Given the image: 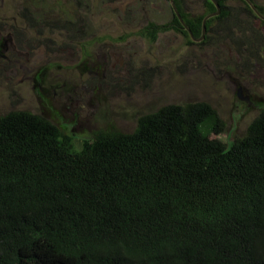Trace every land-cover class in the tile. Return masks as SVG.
<instances>
[{"label": "trees", "instance_id": "trees-1", "mask_svg": "<svg viewBox=\"0 0 264 264\" xmlns=\"http://www.w3.org/2000/svg\"><path fill=\"white\" fill-rule=\"evenodd\" d=\"M217 1L208 31L236 18ZM175 2L199 38L215 4ZM165 29L195 43L175 12L143 32ZM225 131L212 104H169L76 149L40 114L0 115V264H264V108L232 145L212 137Z\"/></svg>", "mask_w": 264, "mask_h": 264}, {"label": "rangeland", "instance_id": "rangeland-1", "mask_svg": "<svg viewBox=\"0 0 264 264\" xmlns=\"http://www.w3.org/2000/svg\"><path fill=\"white\" fill-rule=\"evenodd\" d=\"M204 1L184 6L195 17ZM252 1L264 13V0ZM227 5L236 18L190 44L174 29L155 40L143 32L173 19L170 0H0V115L40 114L79 149L101 129L132 132L163 106L207 102L226 123L212 137L232 145L264 108V23L241 0ZM239 88L259 104L240 103Z\"/></svg>", "mask_w": 264, "mask_h": 264}, {"label": "water", "instance_id": "water-1", "mask_svg": "<svg viewBox=\"0 0 264 264\" xmlns=\"http://www.w3.org/2000/svg\"><path fill=\"white\" fill-rule=\"evenodd\" d=\"M214 4H215V6H216V8H217V12H215V13H211V14H209V15H207L205 18H204V20H203V28H202V38L205 36V34H206V32H207V21L211 18V17H213V16H216V15H218L220 12H221V6H220V4H219V2L217 1V0H211ZM246 2H247V4H249V6L262 18V19H264V15H262L258 10H257V8H256V6L253 4V2H252V0H245ZM170 2H171V5H172V7H173V10H174V12H175V14L178 16V18L180 19V21H181V23L183 24V26L185 27V29L189 32V34L192 36V38L195 40V41H198V40H200V39H198V38H195L194 37V34H193V32H192V30H191V28L186 24V22L184 21V19L182 18V16H181V13L179 12V10H178V8H177V5H176V2H175V0H170ZM201 38V39H202ZM240 93V92H239Z\"/></svg>", "mask_w": 264, "mask_h": 264}, {"label": "flooded vegetation", "instance_id": "flooded-vegetation-1", "mask_svg": "<svg viewBox=\"0 0 264 264\" xmlns=\"http://www.w3.org/2000/svg\"><path fill=\"white\" fill-rule=\"evenodd\" d=\"M253 2V1H252ZM254 4V3H253ZM208 5V0H205L204 1V8H205V10H206V6ZM255 6H256V8H257V10L262 14V12L258 9V6L256 5V4H254ZM222 9V8H221ZM253 10V9H252ZM222 11L223 10H221V12L218 14V15H216V16H213V17H211V18H216V17H218V16H220L221 14H222ZM254 11V10H253ZM215 12H217V10L215 11ZM215 12H212V13H215ZM211 14V13H210ZM254 14L256 15V18H258L259 20H263L264 21V19H262L255 11H254ZM209 15V14H208ZM263 15V14H262ZM206 17V16H205ZM209 21V20H208ZM207 21V22H208ZM202 28H203V23H202ZM207 32H210V31H208V27H207ZM202 38V33H201V36L198 38V39H200V40H202L201 39ZM200 40H198V41H200ZM239 90V92H238V98H239V102L240 103H242V102H244L243 104H245L246 106H249L250 104H254L255 106H257L259 103H256V101L255 100H252V95H249V94H247V95H244V93L241 91V88H239L238 89ZM237 110H238V112H240V113H242L243 114V112H244V110L241 108V106L240 105H238L237 106Z\"/></svg>", "mask_w": 264, "mask_h": 264}]
</instances>
